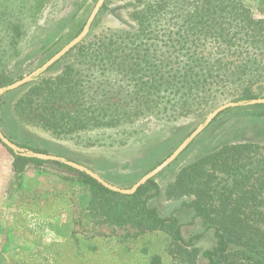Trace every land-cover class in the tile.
<instances>
[{
  "label": "trees",
  "instance_id": "16d2710c",
  "mask_svg": "<svg viewBox=\"0 0 264 264\" xmlns=\"http://www.w3.org/2000/svg\"><path fill=\"white\" fill-rule=\"evenodd\" d=\"M254 2L264 13V0H106L105 15L125 10L124 18L115 16L114 26L91 30L66 55L74 53L59 74L42 75L21 87L12 104L15 114L58 141L112 147L126 143L117 136L143 132L136 126L140 121L153 118L180 127L191 118L203 120L225 102L259 99L254 86L264 83V18L252 14ZM44 8V0H34L30 15L36 17ZM7 83L0 76V88ZM258 114L264 116V111ZM91 132L99 137L93 139ZM258 147L255 142L223 145L181 169L167 186L168 199L193 197L183 206L194 210L205 230L214 231L215 245L203 252L194 246L203 234L185 240L175 215L163 217L150 206L161 191L154 178L124 195L61 162L7 149L14 158L15 184L31 166L54 164L75 173L102 198L93 220L130 225L138 234H164L173 264H197L199 254L206 264H264V157L256 156ZM256 162L259 171L252 169ZM81 164L90 168L89 162ZM215 172L227 175V181L217 180ZM54 216L44 214L46 219ZM149 264H162L161 256H152Z\"/></svg>",
  "mask_w": 264,
  "mask_h": 264
},
{
  "label": "rangeland",
  "instance_id": "374dc122",
  "mask_svg": "<svg viewBox=\"0 0 264 264\" xmlns=\"http://www.w3.org/2000/svg\"><path fill=\"white\" fill-rule=\"evenodd\" d=\"M33 2L0 0V76L4 75L5 80L10 81L1 88L43 66L71 42L84 30L98 0H44L45 8L36 17L29 12ZM258 6L261 5L251 3V12L257 19L264 18ZM114 12L118 13L105 15L101 9L91 30L99 32L109 25L114 26L115 16H125V10ZM73 54L65 56L43 75L59 74L72 60ZM254 88L260 99H264V83ZM19 89L2 96L4 105L0 107V129L6 137L15 144H27L79 164L89 162L90 168L104 180L125 190L131 189L170 157L192 134V130L211 114L203 120L191 118L183 121L180 127L147 119L136 123L137 129H143V132L131 138H126V135L115 137L125 140V144L111 147L98 143L83 147L71 141H58L38 125L21 122L12 106L21 95ZM254 106L241 105L221 113L170 166L154 178L161 191L159 196L149 201L150 206L163 217L175 215L183 225L185 240L203 234L201 239L194 241V246L201 252L215 245L214 231L205 230L194 210L183 206L193 197L168 199L166 188L181 169L226 144L255 142L259 144L256 156L263 158L264 116L258 113L264 108ZM90 135L93 139L99 137L94 132ZM100 141L107 142V138L101 136ZM19 149L31 151L24 147ZM13 160L12 154L0 141V264H149L151 257L157 254L161 256L162 264H173L168 251L169 240L164 234H138L130 225L117 226L108 221L93 220L94 209L103 206L100 203L102 198L80 183L75 173L54 164L31 166L20 184H15ZM260 165L256 162L252 169L259 171ZM259 174L254 171L255 177ZM214 177L226 182L228 176L215 172ZM53 213L54 217L44 218V214ZM82 245L85 249L80 254ZM88 245L95 246L96 250L90 251ZM174 263L187 264L185 260ZM197 264H206L201 254Z\"/></svg>",
  "mask_w": 264,
  "mask_h": 264
},
{
  "label": "water",
  "instance_id": "95a60500",
  "mask_svg": "<svg viewBox=\"0 0 264 264\" xmlns=\"http://www.w3.org/2000/svg\"><path fill=\"white\" fill-rule=\"evenodd\" d=\"M106 0H98L94 10L92 11L87 24L84 28V30L76 36L71 42H69L64 48H62L59 52H57L52 58H50L43 66L37 68L35 71L30 73L29 75L25 76L24 78L6 86L0 88V101L4 94L15 91L26 84L32 82L34 79L42 76L49 68L54 66L56 63H58L62 58H64L71 50H73L76 46H78L80 43L85 40V38L90 33L91 27L100 12V10L103 8ZM243 103V104H242ZM258 104H264V99H254L250 101H240V102H228L226 104H223L219 107H217L211 114L206 118V120L200 124L193 132L192 134L178 147L176 151L173 152V154L168 157L164 162H162L160 165H158L156 168H154L151 172L147 173L141 180H139L131 189L125 190L122 188H119L117 186H114L110 183H108L106 180H104L98 173L91 170L90 168L81 165L77 162L70 161L64 157L52 155V154H44V153H35L33 151L25 152L21 151L19 146H17L15 143H13L8 137L5 136V134L0 129V141L3 143L4 146H6L9 149L14 150L17 153H22L23 155L27 156H33L41 160L45 161H56L61 162L63 164L68 165L69 167L74 168L77 171L85 172L90 177L95 179L97 182L102 184L104 187L108 188L109 190L113 192H117L124 195H132L135 193V191L144 183H146L148 180L155 178L160 172H162L164 169H166L170 164H172L178 156L185 150V148L190 144L198 135H200L212 122L215 118H217L221 113L225 112L228 109L236 108L241 105H258Z\"/></svg>",
  "mask_w": 264,
  "mask_h": 264
},
{
  "label": "crops",
  "instance_id": "0c3cea01",
  "mask_svg": "<svg viewBox=\"0 0 264 264\" xmlns=\"http://www.w3.org/2000/svg\"><path fill=\"white\" fill-rule=\"evenodd\" d=\"M12 163H13V161H12ZM12 163H11V164H12Z\"/></svg>",
  "mask_w": 264,
  "mask_h": 264
}]
</instances>
